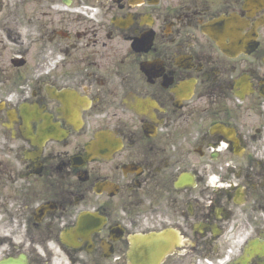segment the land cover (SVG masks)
Segmentation results:
<instances>
[{
	"label": "flooded vegetation",
	"instance_id": "obj_1",
	"mask_svg": "<svg viewBox=\"0 0 264 264\" xmlns=\"http://www.w3.org/2000/svg\"><path fill=\"white\" fill-rule=\"evenodd\" d=\"M151 238L264 264V0H0V264Z\"/></svg>",
	"mask_w": 264,
	"mask_h": 264
},
{
	"label": "water",
	"instance_id": "obj_2",
	"mask_svg": "<svg viewBox=\"0 0 264 264\" xmlns=\"http://www.w3.org/2000/svg\"><path fill=\"white\" fill-rule=\"evenodd\" d=\"M154 238H151L150 241V247L146 246L141 248L137 247L134 250L132 257L134 258L133 264H153V259L156 256V253L154 251L153 242ZM138 241H136L137 243ZM152 245V246H151ZM143 255V256H142Z\"/></svg>",
	"mask_w": 264,
	"mask_h": 264
}]
</instances>
